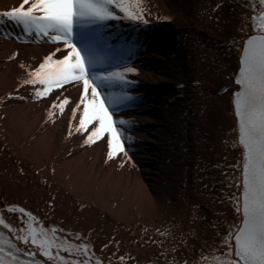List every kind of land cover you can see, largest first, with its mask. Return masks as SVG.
I'll return each instance as SVG.
<instances>
[{"label": "bare ground", "instance_id": "obj_1", "mask_svg": "<svg viewBox=\"0 0 264 264\" xmlns=\"http://www.w3.org/2000/svg\"><path fill=\"white\" fill-rule=\"evenodd\" d=\"M20 2L0 0V12ZM141 2L151 12L146 29L124 21H109L104 29L111 54L120 58L114 71L129 58L126 46L139 45L130 57L137 72L129 79L135 83L126 90L133 99L114 116L130 128L125 135L131 137L134 163L122 158L105 163L103 139L82 148L81 136L68 135L67 110L49 119L43 101L0 104V205H19L45 225L90 238L97 256L116 251L114 237L120 242L118 255L135 258L126 255L128 264H149L158 251L142 243L145 229L154 233L182 222L185 232L194 230L198 238L189 243L199 248L213 240L210 221L235 220L228 201L238 190L228 187L222 173L238 176L232 165L241 153L233 143L236 122L223 88H236L228 77L238 71V54L223 45L229 36L243 35L236 29L249 10L242 0H223L224 7L215 12L217 0ZM248 2L258 5V0ZM246 31L254 34L247 26ZM54 47L25 37L19 27L0 25V99L16 94L18 61L38 66ZM14 52L17 59L9 60ZM67 87V95L78 97L75 87ZM111 91L120 94L119 88ZM30 93L21 89L19 94ZM6 219L13 217L6 214ZM105 243L111 246L101 253ZM184 252L188 258L195 255Z\"/></svg>", "mask_w": 264, "mask_h": 264}, {"label": "snow or ice", "instance_id": "obj_2", "mask_svg": "<svg viewBox=\"0 0 264 264\" xmlns=\"http://www.w3.org/2000/svg\"><path fill=\"white\" fill-rule=\"evenodd\" d=\"M242 3L248 4L249 10L247 17L239 18L236 31L243 35H231L223 45L229 53L234 49L238 54V71L228 77L236 88H223L229 94L236 122L233 143L241 153L240 162L232 165L238 176L222 173L228 187L238 190L228 201L235 220L229 222L225 217L223 221H210L213 240H204L199 248L189 243L198 238L194 230L185 232L182 222L154 233L145 229L147 239L142 243L155 245L158 250L149 264H264V0H258L256 7L248 0ZM223 7V0H217L212 11ZM150 15L141 0H21L18 6L0 12V25L11 24L19 27L25 37L55 45L38 66L18 61L21 73L16 94L9 93L0 104L5 100L43 101L48 105L49 119L57 115V110L59 115L67 110L68 135L81 136L82 148L103 139L105 163L118 158L134 163L128 151L131 137L125 135L130 128L127 121L114 116L121 105L133 99L126 90L135 83L129 79L137 72L130 57L139 45L132 41L126 46L129 58L119 64L122 70L114 71L120 58L111 54V38L104 35V29L109 21L130 22L146 29ZM216 19L219 23V17ZM246 26L254 34L249 35ZM18 55L14 52L8 59L16 60ZM67 86L75 87L78 97L67 95ZM114 88H119L120 94H114ZM21 89H31L30 95H20ZM6 214L13 219H6ZM196 218L206 219L199 215ZM112 243L116 251L111 256H97L90 238L85 240L78 233L45 225L19 205H0V264H104L105 259L107 264H128L126 255L129 260L135 259L130 254L118 255L120 242L113 237ZM110 246L105 243L100 252ZM184 249L195 255L188 258Z\"/></svg>", "mask_w": 264, "mask_h": 264}]
</instances>
